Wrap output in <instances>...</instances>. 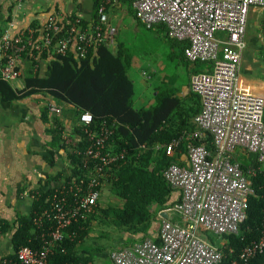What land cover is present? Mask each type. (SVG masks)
<instances>
[{
    "label": "built area",
    "instance_id": "2783aa9c",
    "mask_svg": "<svg viewBox=\"0 0 264 264\" xmlns=\"http://www.w3.org/2000/svg\"><path fill=\"white\" fill-rule=\"evenodd\" d=\"M26 0H17L22 6ZM136 16L148 27L163 24L167 34L176 41L187 42L185 56L189 61L210 62L212 70L191 76V88L202 99L197 123L210 131L217 155L206 147L189 145V164H169L166 181L183 191L182 199L172 209L181 213L186 225L165 220L160 229V241L146 239L112 252L115 264H219L223 252L202 235L237 233L246 218L248 197L254 192L248 175H256V167L247 174L239 162H234L237 149L258 154L264 162V97L255 91L239 88L238 69L246 49L245 34L249 14L253 9L264 13V0H131ZM96 24L84 27L80 19L69 20L65 36L61 16L51 14L43 27L29 26L18 33L6 29L0 37L1 79L12 81L22 75L20 63L24 57L39 60V53L67 54L74 49L84 57L89 46H98L107 38L113 42L116 26L109 24L106 3L99 6ZM37 53V56L35 55ZM40 62V61H39ZM39 70V64L33 68ZM56 112L59 108L52 106ZM80 120L89 126L91 112ZM100 135L93 133L86 155L93 161L92 170L100 176H90L88 187L77 184L74 201L65 207V198L46 210L49 219L56 220L52 241L63 240V230L94 210L100 196L98 186L106 167L118 159L105 149L112 129L103 126ZM177 141L167 146L172 153ZM263 170V169H260ZM263 172V171H262ZM55 211V212H54ZM37 222V221H36ZM50 247L41 250L24 246L17 251V260L2 257L0 264H48ZM264 251V232L258 241L244 247L240 260L233 264H249L253 255Z\"/></svg>",
    "mask_w": 264,
    "mask_h": 264
},
{
    "label": "trees",
    "instance_id": "16d2710c",
    "mask_svg": "<svg viewBox=\"0 0 264 264\" xmlns=\"http://www.w3.org/2000/svg\"><path fill=\"white\" fill-rule=\"evenodd\" d=\"M104 1L106 0H96L91 20H86L76 14L61 17L59 22L62 31L59 33V37L66 35L69 20L80 19V24L84 27L96 24L100 18L99 6ZM115 1L110 0L109 3H106V8L109 10L117 3ZM117 1H123V3L132 6L131 0ZM133 15L141 22L134 11ZM33 26L37 27L35 24ZM156 26L162 29L165 36L174 45L179 46L181 52H184L188 45L187 42L171 39L165 25L158 24ZM35 55L37 56V53ZM39 57V60L32 56L26 57L29 60L31 72L25 77V87L22 90L14 89L9 81L0 78V92L4 98L14 100L24 95L38 94L45 99L55 100L58 105L65 103L72 105L74 107L73 117L77 121H80L81 114L86 111L92 113L94 120L89 128L83 124L78 126L76 131L80 134L81 139L72 143L63 136L65 124L60 118H55V125L51 131L55 135L56 142L52 148H55L57 144L56 148L67 150L71 146L68 152L73 165L71 173L65 177L64 184L59 188L35 194L29 215L18 214L14 220H0V232L8 233L13 247V253L5 256L15 261L17 260V251L24 246L32 247L34 250H41L46 246L51 248L48 264H90L92 257L90 255L81 257L76 248L91 228L89 227L90 221L95 217L93 211L63 230L65 235L63 240L52 241L51 233L55 228L56 220L49 219L46 210L53 207L52 204L55 200L57 202L63 198L66 199L65 207L69 208L75 198V190H70V188H75L77 184L82 185L83 177L85 183L82 187H88L90 174L86 172L85 162L88 158L86 151L94 140L93 133L100 135L103 126L111 128L112 133L107 143L108 149L117 153L126 150V154H129L127 158L114 161L106 167L101 184L108 180L112 186L111 190L124 200V207H110L106 209L105 213L112 214L113 217H110L119 226H124L131 231L136 226H141L140 228L145 230L142 225L146 227L148 225L146 222H150L151 216L154 215L153 205L156 204L158 207L168 203L171 187L165 180L163 171L170 163L159 171H157L158 167L156 170L149 171L146 164L141 163L136 169L131 167V154L137 153V149L141 148L142 144L149 146L171 141L180 134L176 129L179 120L180 127L184 126L192 132L195 129L193 128L195 124L189 123V118L191 115L192 118L195 117L198 111L194 114L187 111L190 115L186 119L184 118L186 114L179 113L177 107L176 110L170 109L171 116L167 117L168 108L177 103L174 98H168L171 104H168L167 111H164L165 106L156 108L154 111L134 108L132 102L133 84L127 75V64L123 55L108 47L104 41L98 46H89V51L84 57L78 56L74 49H70L65 55L45 50L39 53ZM43 62L46 64V69L45 67L42 69ZM195 63L198 65L195 72H202L206 64L209 69L212 68L210 62L197 61ZM36 64H39L40 70L43 71L34 72L32 68ZM191 93L195 95L193 90ZM173 114L180 115V119L175 120L172 117ZM149 116H153L152 122H144L143 120ZM165 120L166 122H164ZM189 141L195 145L204 142L198 135L191 140L183 141L187 153ZM212 141L213 139L210 137L209 143L213 144ZM243 151L249 155L247 161H238L235 156L233 161L239 162L241 169L246 174L250 167H256L258 171L256 175H248L254 192L248 197L245 220L240 224L237 233L215 235L210 231H202V234H207L209 241L223 252V258L219 264H233L234 261H239L240 253L244 247L258 241L264 232V162L259 160L258 154ZM92 164L89 165L92 166ZM95 208H97L96 211L99 209L96 206ZM5 256L0 255V261ZM249 264H264V251L253 255Z\"/></svg>",
    "mask_w": 264,
    "mask_h": 264
},
{
    "label": "crops",
    "instance_id": "0c3cea01",
    "mask_svg": "<svg viewBox=\"0 0 264 264\" xmlns=\"http://www.w3.org/2000/svg\"><path fill=\"white\" fill-rule=\"evenodd\" d=\"M104 2L109 3L110 0ZM115 3L109 10L106 8L109 24L117 26L115 41L111 42L107 38L104 42H106L108 47H111L117 53L118 51L121 52L123 55L124 61L127 64V75L133 84L134 95L132 102L134 108L154 111L156 108L165 106L164 111H167L168 104H171L168 98H174L177 100V103L168 108L167 117L171 116L170 109L176 110L177 107L179 113L186 114L184 117L186 119L190 113L194 114L198 111L199 114L202 110V99L196 92L195 95L191 93V76L193 73H196L195 70H197L198 65L195 62L189 61L185 56V52H181L179 46L174 45L171 40V44L179 49L180 59L193 66L188 84L183 85L182 89L176 91L155 90V103L151 106L138 108L135 105L136 85L129 73L131 65L130 57L123 50L122 45L116 41L119 33V13L126 3L117 0ZM95 5L96 0H26L22 6L17 5V0H0V37L6 29H10L12 33H18L29 26H33V24L41 28L51 14H58L61 17L76 14L86 20H91L94 15ZM133 10L135 12V9ZM252 12H259L260 14L259 23H257L260 30L253 35L249 34L246 30L245 40L247 47L241 55L238 69V85L242 90L255 91L264 97V13L260 9H253ZM139 23L165 36V33L159 27H148L142 21ZM20 66L22 68V75L9 81V84L14 89L22 90L25 87L24 79L31 72L28 58L24 57ZM44 67L46 69V64L43 62L42 69ZM42 69L40 71H43ZM211 70L212 68L209 69L206 64L202 72H209ZM147 78L151 79L152 76L147 75ZM254 79L259 80V82ZM16 81H20V83L16 84ZM165 100H167V103H165ZM53 101L49 98L45 99L38 94L24 95L18 99L6 100L0 92V220H14L18 214L29 215L32 210L35 194L40 191L46 192L49 189L59 188L64 184L65 177L71 173L73 165L68 156L71 146L67 150L59 147L56 148L57 144L55 148H52L56 142V138L51 129L55 125V118H60L65 124L63 136L73 143V141L81 139L80 134L76 131L78 126L80 124L87 125L81 120L77 121L73 117L74 107L72 105L67 103L58 105L55 100ZM52 106L59 108L60 112H56ZM191 116L189 123L195 124V127H193L195 129L192 132L188 131L184 126L180 127V115L173 114L172 117L175 120H179L176 129L180 134L169 142L149 146L142 144L141 148L137 147L141 150L137 149V153L131 154V167L137 169V166L141 163L146 164L149 171L156 170L157 167V171H159L163 170L169 163L187 166L189 164L188 153L183 141L191 140L197 135L204 141L199 145L206 147L214 156L217 155L214 141H212L213 144L209 143V138L212 137L213 139L212 134L208 129L201 127L197 123L195 120L196 116L193 118ZM152 120L153 116H149L143 121H150L151 123ZM113 123L116 124V122ZM174 140L177 141L174 151L168 153L167 146ZM191 144L193 143L189 141V145ZM105 149L113 155H118L117 160H123L129 155L126 154V150L119 153L113 152L108 149L107 145ZM236 153L239 154V157H237L238 161L240 159L241 162L247 161L249 155L247 153L244 154L242 149H237ZM86 160V172L92 177H99L100 174L92 170L93 164L92 166L89 165L93 163L91 158L88 157ZM103 178L104 176L100 179V196L96 204V207L99 209L97 211V208L93 210L95 217L90 221L89 227L91 228L76 248L78 255L81 257L89 255L92 257L90 264H115L112 259V252L114 250L131 246L135 242L146 239L159 242L160 229L165 220L172 221L181 226L186 225L187 222L183 215L172 209L182 199L183 191L168 183L171 187L168 203L164 206H158L159 208L156 204L153 205L152 211L154 215L151 216L150 222H146L148 224L146 227L142 225L145 230H142L141 226H136L132 231L124 226H119L114 222L113 215H107L105 211L110 207L123 208L124 200L111 190L112 186L108 180H105L101 184ZM202 235L205 239L209 240L207 234ZM6 239L7 241L5 242ZM0 242L6 243L5 246L0 247L1 256L13 253L8 233L0 232Z\"/></svg>",
    "mask_w": 264,
    "mask_h": 264
},
{
    "label": "rangeland",
    "instance_id": "374dc122",
    "mask_svg": "<svg viewBox=\"0 0 264 264\" xmlns=\"http://www.w3.org/2000/svg\"><path fill=\"white\" fill-rule=\"evenodd\" d=\"M133 9V6L126 3L120 11L116 41L130 57L129 73L136 85L135 105L142 108L155 103V90L182 89L183 85L189 82L193 66L180 59L179 49L162 33L158 34L155 30L140 24L133 15ZM259 15V12L252 11L249 14L247 31L251 35L260 30L257 25ZM147 75H151L152 78L148 79ZM254 80L259 82L257 79ZM17 83L20 81H16ZM238 155L234 154L235 157H239ZM5 245L6 243L0 242V247Z\"/></svg>",
    "mask_w": 264,
    "mask_h": 264
}]
</instances>
